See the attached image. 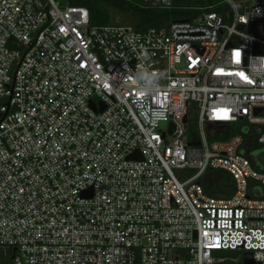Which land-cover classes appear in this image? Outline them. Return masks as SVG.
Returning a JSON list of instances; mask_svg holds the SVG:
<instances>
[{
  "label": "built area",
  "instance_id": "2783aa9c",
  "mask_svg": "<svg viewBox=\"0 0 264 264\" xmlns=\"http://www.w3.org/2000/svg\"><path fill=\"white\" fill-rule=\"evenodd\" d=\"M88 1L0 0L3 254L12 264H264V0L203 3L144 30L93 24ZM140 72L158 77L152 94L138 90ZM216 121L239 132L210 139ZM218 169L232 176L221 196L202 179Z\"/></svg>",
  "mask_w": 264,
  "mask_h": 264
},
{
  "label": "trees",
  "instance_id": "16d2710c",
  "mask_svg": "<svg viewBox=\"0 0 264 264\" xmlns=\"http://www.w3.org/2000/svg\"><path fill=\"white\" fill-rule=\"evenodd\" d=\"M215 1L218 0H174V7L172 9L144 8L131 0H90L86 4L89 6L91 22L93 24L116 23V13H118L123 16L122 23L132 24L137 29L144 30L149 27H162L174 20L191 17L200 11L198 8H195L196 6ZM227 7L226 4H220L214 9L220 11ZM209 126L217 130L216 134L210 137V139H227L239 132L237 124H216L212 122ZM189 127L191 128V133L196 132V116L193 117L192 124L190 125L189 123ZM206 174L207 177L211 175L214 177L207 181L206 186L209 194L218 195L223 191H230L232 176L228 170L218 169L207 171ZM2 264H12V257L10 256Z\"/></svg>",
  "mask_w": 264,
  "mask_h": 264
},
{
  "label": "clouds",
  "instance_id": "9594fccd",
  "mask_svg": "<svg viewBox=\"0 0 264 264\" xmlns=\"http://www.w3.org/2000/svg\"><path fill=\"white\" fill-rule=\"evenodd\" d=\"M137 84L139 85L138 90L148 94H152L157 89L158 77L147 72H140L136 76Z\"/></svg>",
  "mask_w": 264,
  "mask_h": 264
},
{
  "label": "water",
  "instance_id": "95a60500",
  "mask_svg": "<svg viewBox=\"0 0 264 264\" xmlns=\"http://www.w3.org/2000/svg\"><path fill=\"white\" fill-rule=\"evenodd\" d=\"M48 6H49V5H48ZM48 6H47V8H48ZM46 12H47V11H46ZM47 15H48V13H47ZM49 19H50V18H49ZM48 22H49V20H48ZM48 22L46 23V25L48 24ZM46 25H45V26H46ZM45 26H44V27H45ZM44 27H43V28H44ZM41 31H42V30H41ZM41 31H40V32H41ZM39 34H40V33H39ZM38 36H39V35H38ZM38 36H37V38L35 39V41L30 45V47L27 49V51H28V50L31 48V46L37 41ZM27 51H26V52H27ZM26 52L24 53L22 59L24 58ZM22 59H21V61H22ZM21 61H20V63H21ZM20 63H19V65H20ZM19 65H18V67H17V69H16V71H15V76H14V81H13V87H12V89H10V90H11L10 100H8V103H5V104H8V108H9V105H10V101H11V97H12V93H13V88H14V83H15V78H16V74H17V70H18V68H19ZM4 84H5L6 88L9 89V85H10V84H8V83H4ZM8 108H7V110H8ZM6 114H7V111H6L5 115L1 118L0 122L5 118ZM184 120L186 121L187 118L185 117ZM221 122H222V121H216L215 123H216V124H221ZM133 156H134V155H131V156H129V158H130V157L132 158ZM215 254H217V255H230V256H236V255H237V251H236V250H217V251H215ZM245 264H255V262H254L253 260H251V259H247V260L245 261Z\"/></svg>",
  "mask_w": 264,
  "mask_h": 264
},
{
  "label": "rangeland",
  "instance_id": "374dc122",
  "mask_svg": "<svg viewBox=\"0 0 264 264\" xmlns=\"http://www.w3.org/2000/svg\"><path fill=\"white\" fill-rule=\"evenodd\" d=\"M113 11V9H111ZM116 20L119 21V22H122L123 21V16H121L120 14L116 13ZM259 149V148H258ZM256 149L254 151V154L257 155L259 153L260 150ZM177 173H179V171H177ZM208 174V173H207ZM207 174H205L202 179H205L207 178V181H209V179H212L214 178L213 175L211 176H208L207 177ZM222 194L219 193L217 196H221ZM10 257V255H4L3 252L1 251L0 249V263H4L6 259H8Z\"/></svg>",
  "mask_w": 264,
  "mask_h": 264
},
{
  "label": "snow or ice",
  "instance_id": "6c2138e0",
  "mask_svg": "<svg viewBox=\"0 0 264 264\" xmlns=\"http://www.w3.org/2000/svg\"><path fill=\"white\" fill-rule=\"evenodd\" d=\"M238 55H239V54L237 53V56H238ZM240 75L243 77V74H242V73H241Z\"/></svg>",
  "mask_w": 264,
  "mask_h": 264
}]
</instances>
